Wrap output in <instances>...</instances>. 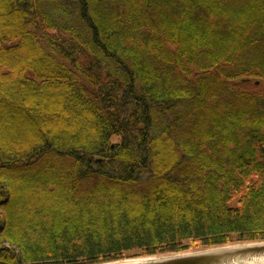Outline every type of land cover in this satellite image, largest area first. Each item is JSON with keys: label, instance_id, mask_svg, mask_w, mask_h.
<instances>
[{"label": "trees", "instance_id": "16d2710c", "mask_svg": "<svg viewBox=\"0 0 264 264\" xmlns=\"http://www.w3.org/2000/svg\"><path fill=\"white\" fill-rule=\"evenodd\" d=\"M262 241L264 0H0V264Z\"/></svg>", "mask_w": 264, "mask_h": 264}, {"label": "water", "instance_id": "95a60500", "mask_svg": "<svg viewBox=\"0 0 264 264\" xmlns=\"http://www.w3.org/2000/svg\"><path fill=\"white\" fill-rule=\"evenodd\" d=\"M117 264H264V241L217 246L194 253L148 257Z\"/></svg>", "mask_w": 264, "mask_h": 264}, {"label": "rangeland", "instance_id": "374dc122", "mask_svg": "<svg viewBox=\"0 0 264 264\" xmlns=\"http://www.w3.org/2000/svg\"><path fill=\"white\" fill-rule=\"evenodd\" d=\"M15 133H17L18 135L19 132L18 130H14ZM16 135V134H15ZM27 202L26 205L27 207L24 209L21 208V206H16V208L14 209L15 212H18L20 215H23V212L29 213L30 211H34L37 207V205H35L30 199L26 198ZM48 216V214H46ZM247 243H251V242H233L231 244L228 245H223V246H231V245H241V244H247ZM188 247L181 251V252H176V253H162V254H158V255H154V256H148V257H155V258H160V257H166V256H172V255H178V254H186V253H194V252H198V251H203L209 248H213V247H202L199 245V243H194V242H187ZM134 253H131V257L126 258L124 260L121 261H114V262H109V263H104V264H117V263H122V262H127V261H133V260H140V259H144V258H148L145 256H140V255H133ZM136 254V253H135ZM136 256V257H135Z\"/></svg>", "mask_w": 264, "mask_h": 264}]
</instances>
